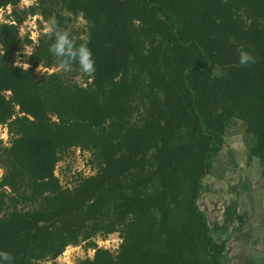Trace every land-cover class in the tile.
Masks as SVG:
<instances>
[{"label":"trees","instance_id":"trees-1","mask_svg":"<svg viewBox=\"0 0 264 264\" xmlns=\"http://www.w3.org/2000/svg\"><path fill=\"white\" fill-rule=\"evenodd\" d=\"M20 1L0 0L13 6L0 24V264L53 262L84 241L95 254L74 264H231L233 238L200 200L236 124L264 168V0ZM29 15L87 41L95 72L38 77L59 66L49 31L17 65ZM241 51L257 62L241 66ZM76 147L95 174L64 187L56 166ZM115 232V251L93 240Z\"/></svg>","mask_w":264,"mask_h":264},{"label":"rangeland","instance_id":"rangeland-1","mask_svg":"<svg viewBox=\"0 0 264 264\" xmlns=\"http://www.w3.org/2000/svg\"><path fill=\"white\" fill-rule=\"evenodd\" d=\"M35 0H21L18 8L24 9L34 5ZM13 12V6L9 5L0 8V24L9 23L13 19L9 17ZM86 23L83 18H79L75 23L76 32H82ZM49 31V25L43 21L40 15H29L20 25V35L22 37L30 35L34 40L33 45L24 48L21 55L16 58V64L28 68L27 58L22 55H31L34 45L39 37ZM31 66V65H30ZM40 66L41 71H37ZM34 71L38 77H43L47 72L52 73L61 71L59 66H53L49 69L45 68L41 63L35 66ZM79 83H84L80 72L75 77ZM0 139L3 145H10L11 136L8 127L0 124ZM91 153L82 150L79 147L73 148L63 155L58 162L55 175L59 177L61 185L64 187H73L76 178L80 174L89 176L95 174V170L90 163ZM212 174L205 179L208 189L202 194L200 203L201 207L207 212L214 215L217 227H225L226 234H234L239 229V225L244 218V210L240 209L242 204L250 203L251 208H256L255 201L261 199L264 202V168L261 167L257 158H250L247 153L245 140V132L240 125L236 124L229 132L226 146L213 162ZM4 170L0 167V178L3 176ZM250 197V198H249ZM246 202V203H245ZM240 204V205H239ZM258 207V206H257ZM258 209V208H257ZM254 210V209H252ZM227 216H230L229 218ZM242 217V218H241ZM225 232V231H224ZM98 247L117 250L122 238L119 233L115 232L106 237L97 236L93 238ZM237 235L234 236L232 249L237 245ZM236 242V243H235ZM235 243V244H234ZM231 249V250H232ZM95 250L87 248L86 242L78 245H69L64 252L55 259V261H47L42 264H74L81 259L87 257L93 258Z\"/></svg>","mask_w":264,"mask_h":264},{"label":"crops","instance_id":"crops-1","mask_svg":"<svg viewBox=\"0 0 264 264\" xmlns=\"http://www.w3.org/2000/svg\"><path fill=\"white\" fill-rule=\"evenodd\" d=\"M260 201L261 199L255 201L256 208H251L250 203L245 202L238 209L244 210L246 214L243 215L237 232L233 235L230 233L231 238L237 235V245L231 253V264H264V202L261 204Z\"/></svg>","mask_w":264,"mask_h":264},{"label":"clouds","instance_id":"clouds-1","mask_svg":"<svg viewBox=\"0 0 264 264\" xmlns=\"http://www.w3.org/2000/svg\"><path fill=\"white\" fill-rule=\"evenodd\" d=\"M49 34L55 37L54 43L50 46L49 51L59 59V67L64 71H70L73 63H78L83 73L91 75L95 72V61L92 58V52L87 46L88 42L75 47L70 39L69 31L58 26L57 21L53 18L49 22ZM257 57L251 52L241 51L239 54V63L247 67L255 64ZM30 67V65H27ZM37 71H41L40 66ZM4 259H11L8 253H0Z\"/></svg>","mask_w":264,"mask_h":264}]
</instances>
